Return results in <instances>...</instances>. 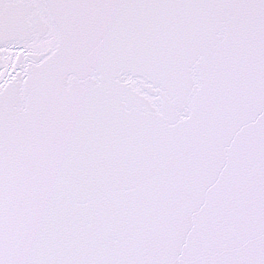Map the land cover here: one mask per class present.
<instances>
[{
  "label": "snow or ice",
  "instance_id": "6c2138e0",
  "mask_svg": "<svg viewBox=\"0 0 264 264\" xmlns=\"http://www.w3.org/2000/svg\"><path fill=\"white\" fill-rule=\"evenodd\" d=\"M0 264H264V0H0Z\"/></svg>",
  "mask_w": 264,
  "mask_h": 264
}]
</instances>
